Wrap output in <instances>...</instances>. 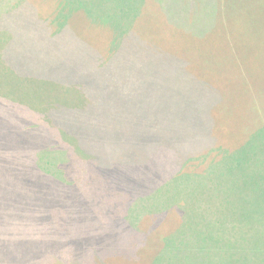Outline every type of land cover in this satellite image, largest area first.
Masks as SVG:
<instances>
[{
    "label": "rangeland",
    "instance_id": "374dc122",
    "mask_svg": "<svg viewBox=\"0 0 264 264\" xmlns=\"http://www.w3.org/2000/svg\"><path fill=\"white\" fill-rule=\"evenodd\" d=\"M38 1L43 5L40 9L42 16L38 17L40 21L35 18L36 0L29 3L26 0H0L1 22H8L4 9L14 3L11 8L13 12L10 13L26 16V22H21L27 26L24 28L20 25L17 31L13 30L11 43L10 38L1 33V48H6L9 43L24 47L17 63L26 60L32 62L37 57L39 61L45 60L43 64H46L35 68V65H29L31 63H19L20 72L17 69L12 73L13 78L8 85V80L3 83L0 98L7 105L23 108V114L29 112L31 124L42 125L41 121L45 120L35 116L37 113L55 116L60 115L63 108L70 111L82 108L87 103L83 92H88L84 83L97 97H102L97 90L104 88V84H108L109 88H119L120 80L113 84L109 74L108 83L103 80L104 76H96L94 69L112 71L111 63L118 61L117 57H112L122 42L120 34L114 37L113 33L103 31L97 25L110 18L108 11L106 13L94 7L102 1ZM241 6V2L240 6L237 3L234 5L239 9ZM86 15L91 16L94 25L82 23V17L86 18ZM242 18L237 15L231 23L234 28L229 35L237 43L248 33L247 24ZM21 22L14 18L13 24ZM36 25L42 30L41 41L45 45L46 55H37V51L42 52L44 47L37 45ZM137 40L141 38L137 37ZM102 46L105 55L99 62L103 63L90 65L85 59L93 57V52H99ZM237 51L243 53L247 49L238 47ZM26 66L28 71L39 72L42 77L21 78L20 75L27 76L23 72ZM229 66L231 68V64ZM82 74L89 80L81 81ZM233 74L234 70L233 73H226L224 80L221 76L219 82L225 94L220 120L216 125L219 146L210 152L193 155L182 166L174 163L173 158L161 156L158 158V173L152 179L141 171L104 169L86 158L84 153L79 151L76 154L75 123L72 122L62 123L65 126L63 133L59 135L56 129L55 139L52 134L42 130L46 138L50 137L52 148L44 154L41 166L45 167L46 173L43 175L28 172L38 156L33 142L39 141V146L49 144L41 135L39 139L40 126L39 130L32 126L33 131L28 130V138L21 142L29 157V161L26 158L21 160L27 170L21 172L11 167L14 158L9 159V155L6 158L5 153L0 152V264H152L154 261L156 264L159 259L160 262L162 258L163 261L167 260L170 250L172 260L180 252L177 264H264V225L257 220L253 227L252 187L247 185L246 173L243 167H239L238 156L231 153V158L229 155L228 159H224L226 152L236 149L243 139L264 132V107L262 110L257 107L258 101L262 103L264 99V81L250 89L248 86L243 93H238L237 98L233 96ZM58 82L66 88L58 85ZM5 115L10 114L1 111L0 134L11 136L16 142L17 133L13 123L10 134L5 133L9 121L1 119ZM15 116L13 113L12 118ZM71 119L75 122V115ZM13 155L15 157V152ZM104 158L100 155L99 164ZM212 164L220 165L209 172ZM239 178L245 180L246 185L234 187V181ZM211 187L217 189L214 191ZM210 193L213 198L209 201H214L220 208L215 218L219 231L230 235L231 240L226 239L232 245L224 248L220 244L210 249L212 246L196 243V236L188 227L183 231L185 241L178 252L174 250L175 247L161 249L163 241L169 239L177 229L179 211L183 209L186 218L196 219L200 216L196 207L202 209V203L208 201L206 196ZM198 195L204 199L198 198ZM124 211L129 213L128 221L136 226L137 234L129 229L125 232L122 225L117 229L111 223L105 225L109 218L114 219ZM223 248L228 252L222 253Z\"/></svg>",
    "mask_w": 264,
    "mask_h": 264
},
{
    "label": "trees",
    "instance_id": "16d2710c",
    "mask_svg": "<svg viewBox=\"0 0 264 264\" xmlns=\"http://www.w3.org/2000/svg\"><path fill=\"white\" fill-rule=\"evenodd\" d=\"M144 4L146 5L144 13L136 16L128 31L121 35L122 44L112 57H117L118 61L116 64L111 63L112 71L104 72L106 73L104 81L109 83L107 78L109 74L113 84L121 81L118 83L119 88L112 86L109 88L108 84H104V88L97 90L102 97H97L84 83L85 89L88 88V92H83L87 103L82 108H75V111L63 108L60 115L37 113L35 116L38 115L45 120L41 121L42 125L31 124L28 120L31 116L29 112L23 114V108L7 105L6 101L0 98V113L2 111L10 114L1 118L4 121L9 119L5 133L10 134L11 123L17 133L16 142L10 138L11 136L4 137V134H0V152L5 153L6 158L8 155L11 157L9 159L14 158L11 167L18 168L21 172L27 170L21 160L26 158L29 161V157L25 153V145L21 142L28 138V130L33 131L32 126L36 129L40 126L39 139L42 136L49 141L50 137L46 138L42 130L52 134L55 139L56 129L59 135L63 133L65 126L62 123L65 122L75 123L76 154H79V151L84 153L86 158H90L94 164L98 163L101 168L141 171L150 179L158 173V158L161 156L173 158L174 163L182 166L191 160L193 155L219 146L216 125L219 123L225 102V94L219 83L220 77L223 76L224 80V75L233 73L234 70L236 75L233 74L235 81L233 96L237 98L238 93H243L248 86L250 89L253 85L263 84L264 81L257 77L253 78L250 74V67L254 64L251 65L245 56L249 49L246 46L247 38L242 37L237 43L235 40L231 41V35L230 40L227 39V32L222 30V27L220 30L217 28V21L222 20L217 13L218 0H147ZM157 5L161 6L165 14H158L159 10L155 7ZM246 19L247 17L243 16L242 20L247 24ZM233 28L234 26L230 25L228 34ZM137 37L141 40H137ZM147 43H151L152 46ZM233 43L235 47L230 46ZM238 47L247 51L240 53L237 51ZM233 53L238 55V58L243 54L240 63L235 61L238 58L231 62ZM0 67L2 68V65ZM20 77L29 79L23 75ZM104 81L103 83H106ZM13 113L14 116L16 113L17 117L12 118ZM73 115L75 122L71 119ZM34 136L36 137L35 134ZM247 139H243L239 145L240 151L226 152L224 159H228L231 153L238 156L239 167L244 168L248 185ZM32 145L38 150V156L28 172L43 175L46 169L41 164L44 154L49 148L52 149L50 141L48 145L44 143L43 146H39V141L33 142ZM13 152L16 154L15 157ZM100 155L105 158L99 164ZM232 156L230 155V158ZM216 165L220 164H212L209 172H212L211 168ZM235 185L245 186V180L239 178L234 181V187ZM211 188L214 191L217 189ZM254 191L257 193L258 187H252V194ZM206 197L208 201L202 203L203 208L196 207L200 214L196 219L186 218L183 209L179 211L177 229L169 239L163 241L161 249L175 247L174 250L178 252V248L185 241L183 231L188 227L193 230L196 243L212 246L210 249L220 244L224 248L232 245L228 244L231 240L230 235L220 233L215 221L216 214L220 211L219 206L214 201H209L213 198L211 193ZM198 198L204 199L200 195ZM123 205L125 207V204ZM263 215L262 207L257 205L256 210L253 207L255 221L253 227L257 220L264 225ZM128 220L129 213L124 211L114 219L109 218L105 225L111 223L116 229L122 225L125 232L128 229L138 231ZM224 248L222 253L228 252ZM169 253L167 260L163 261L162 258L160 262L159 259L156 264H177L180 252L173 254L175 255L173 260L172 251ZM152 264H155V261Z\"/></svg>",
    "mask_w": 264,
    "mask_h": 264
},
{
    "label": "crops",
    "instance_id": "0c3cea01",
    "mask_svg": "<svg viewBox=\"0 0 264 264\" xmlns=\"http://www.w3.org/2000/svg\"><path fill=\"white\" fill-rule=\"evenodd\" d=\"M28 3L32 0H26ZM94 1H102L98 5H95L94 7H98L99 9H103L106 13L107 11L110 14V18L108 21H101L97 25L103 29V31H110V34L113 33L114 37H117L122 35L124 32L126 33L128 31V28L132 23H134V19L136 16H139L144 13L145 4L144 2L147 0H94ZM163 1H170V0H163ZM241 7L239 9L235 8L234 5L237 3L238 6ZM145 5V6H144ZM35 6L37 7V14L35 17L37 20H39L38 17H41L42 14L40 12V9H42L43 5L40 3V1L37 2ZM233 6V7H231ZM14 7V3L10 6H6V9H4V12L6 13L5 18L8 21L1 22L0 21V34H4V36L10 38V43L13 40V33L17 31V27L20 25L22 27H27L25 24H22V22H26V16L21 14H14L10 13L13 12L11 8ZM159 11L158 14H165L161 8V6L157 5L155 6ZM243 7H246L243 9ZM82 9H85V7H81ZM242 9V10H241ZM162 10V12H161ZM218 16L221 17L222 20L217 21V28L220 30L222 27V30H225L227 32V39L230 40V36L228 34L229 27L231 25V22L234 21V18L237 15L246 16L247 17V43L246 46L249 48L247 51V54L245 55L247 58V61L254 66L250 67V74L252 77H257L258 79L264 80V0H218ZM14 18L18 20V22H21L20 24H13ZM40 21V20H39ZM117 21V23H116ZM221 21V23H220ZM82 23L85 25H94L93 20L91 16L86 15V18L82 17ZM96 25V24H95ZM99 28V30H101ZM34 30H36V37L39 39V42L37 45H43L44 49L43 51H37V55H46V48L44 43L41 41L42 38V30L36 25L34 27ZM40 31V32H39ZM122 32V33H121ZM24 34H26L24 32ZM54 36V35H53ZM231 41H233L231 39ZM3 41L0 40V65H2V68L0 67V89L3 85V83L7 80L6 83L8 85L9 82H11V79L13 78L12 73H14L17 69L20 72V65L19 63L27 65L28 63H31L29 65H35V68H39L38 65H46L43 64L45 60L39 61L37 57L32 62H28L27 60L25 62H18V58L22 56L23 53H21V49L24 47H16L14 44L9 45L2 49ZM232 43V42H231ZM230 46L235 47V44L233 43ZM244 47V44H242ZM93 57H88L85 59L90 65H97L102 64L103 62H99L100 60L104 59V46L101 47L99 52H93ZM243 55V54H241ZM240 57L238 58V55L232 54V60L238 58L235 60L236 62L240 63ZM33 56V55H32ZM244 58V56L242 57ZM70 60H68L66 63H68ZM102 67V66H100ZM99 67V68H100ZM55 69V68H54ZM23 72L27 74V77H42V74L39 72H31L27 70V66L23 69ZM24 73V74H25ZM94 73L96 76H104L106 77V73L99 71L97 69H94ZM39 74V76H38ZM8 75V78H7ZM26 76V75H23ZM48 79H51L49 77ZM80 79V78H77ZM84 79H88L85 74L81 75V81ZM89 80V79H88ZM75 82V81H73ZM58 85H61L62 87L66 86L60 82H58ZM83 87V86H82ZM88 89V88H87ZM262 108L264 107V99L261 103L258 101L257 107ZM256 107V110H257ZM264 128V127H263ZM256 133V132H255ZM249 135V134H248ZM251 134L248 141V158H247V177H248V185L249 187H258V192L256 193L254 191L253 193V207L256 210L257 205L259 207H262L264 209V132L260 135H257L256 137ZM240 146H238L236 149H233V152L240 151ZM254 217L256 218V213L254 211ZM261 218V216H258ZM264 218V215H263Z\"/></svg>",
    "mask_w": 264,
    "mask_h": 264
}]
</instances>
